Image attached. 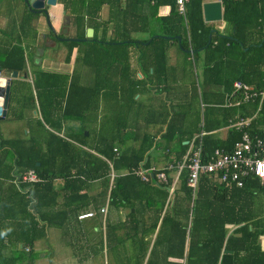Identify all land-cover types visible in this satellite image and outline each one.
Here are the masks:
<instances>
[{"label":"trees","instance_id":"trees-1","mask_svg":"<svg viewBox=\"0 0 264 264\" xmlns=\"http://www.w3.org/2000/svg\"><path fill=\"white\" fill-rule=\"evenodd\" d=\"M60 1L71 14L74 36L83 37L86 24L93 34L85 42H62L65 62L76 47L71 73L37 70L31 84L11 79L4 119L23 118L22 112H14V104L38 116L27 119L26 136L0 138V264H32L36 242L46 237L48 228L57 229L61 242L76 252L75 241L85 236V219L78 214L93 211L100 222L99 209L106 205V220L112 223L110 212L121 207L126 210L123 223L135 225L139 204L158 195L162 207L168 193L166 208L172 213L161 218L151 249L161 243V228L170 227L165 233L177 241L179 257L185 253L183 264H264V252L253 247L264 233V218L252 209L254 193L264 191L256 177L247 176L236 186L201 175L192 195L186 170L174 180L169 176L174 170L167 168L186 152L183 140L200 139L204 160L216 148L231 150L243 130L264 137V98L260 103L241 101V90L234 92L233 87L235 80L254 89L263 86L264 0H221L222 31H211L212 25L202 21L204 0L186 2L184 14L177 12L174 0ZM103 4L108 15L98 20ZM163 4L169 5V12L160 16L161 34L149 36L145 6L155 11ZM33 16L28 13V24ZM161 35H179L180 42ZM172 46L182 54V66L188 65L183 71L188 85H169ZM12 49L11 62L0 67L20 70L22 52ZM198 57L200 77L194 69ZM87 69L89 83L83 81ZM199 102L204 105L200 114ZM247 118L248 125L240 129L227 126L224 139L211 134ZM158 122L165 126L157 138L144 131V125ZM155 149L173 158L160 168L151 166L149 153ZM138 166L154 171L143 180L131 172ZM28 169L36 181H21ZM157 171L165 173V181L155 179ZM57 178L61 184L55 187ZM155 223L138 235L142 256L145 236ZM226 225L234 226L229 234ZM106 229L111 233L109 224Z\"/></svg>","mask_w":264,"mask_h":264},{"label":"crops","instance_id":"crops-1","mask_svg":"<svg viewBox=\"0 0 264 264\" xmlns=\"http://www.w3.org/2000/svg\"><path fill=\"white\" fill-rule=\"evenodd\" d=\"M145 9L147 13V35L150 36L161 34L160 16H164L169 12V5H159L156 9H154L155 11H152L151 7L149 8L148 6H145ZM47 11L51 26L53 27L55 35L57 37H75L74 34L76 33V30L71 22V14H69L68 11L64 8V5L60 0H56L54 5L48 7ZM28 13L32 12L27 9V7L21 0H0V64L7 62L10 63L11 61L8 59V56L10 55V52L13 51L12 48L17 47L16 51H18L19 49L22 52L23 67L20 70L12 71L16 72L14 78L22 84L24 82H28L31 84L33 74L37 70L55 71L68 74L71 73L74 66L76 47L71 50L69 61L65 62L64 56L66 47L64 46V44H62V42L65 41L57 39L48 30L44 16L42 14L32 13L34 14L31 21L32 24H28L26 21ZM107 15L108 6L107 4H103L99 11L98 20L105 19ZM84 20L86 21V18H84ZM202 21L204 23L212 25L211 31H222L224 28V21L222 20V4L221 20L206 22L202 17ZM87 28L92 29V27H90L88 24L84 25V36L85 30ZM49 32L51 33L52 37L49 36ZM198 51H201V49H199ZM181 61L182 54H180L174 46L170 47L168 49V71L170 73V86H176L177 84L184 86L188 85V83H186V75H183V73H185L183 71H186V69L184 68H187L188 65L184 63L182 66ZM194 69L197 75H199L200 77L202 65L199 57L197 59V62L195 63ZM12 71L0 67L1 76L9 77ZM11 87L12 86L10 85L9 92L11 90ZM24 89L23 91H21V93L24 92ZM16 91L17 90H15V92ZM31 92L33 93V88H31ZM226 103H222L220 104V106H228ZM19 105L20 104L13 105L14 112L17 115L22 112L23 118L13 120H6L4 118L1 119L0 138L10 139L14 137L26 136L28 134L26 125L27 119L38 115L34 110L30 111L28 109L20 107ZM7 109L8 105L6 108V114ZM197 109H199V114L202 113L204 109L203 103L199 102ZM211 116L213 117V115ZM201 122L199 123L200 125ZM13 123H19L21 128L18 127V130L13 131V128H11V125H13ZM164 126L165 125L161 122L149 123L144 125V131L157 138L163 131ZM227 129L228 127L227 125H225L218 129L211 130V134L216 135L220 139H224ZM203 132L204 136L206 133L205 131ZM190 141L191 140L182 141V144H187L186 149L189 147ZM182 154H180L179 157H181ZM149 155V164L158 168L161 167V164L169 162V158H173L171 155L166 157V155H164V152L159 149L152 150ZM169 176H173L172 178H174V174L172 172L169 173ZM54 182L55 187H58L61 184V180L59 178L55 179ZM170 191L171 189H169V192ZM147 199L149 200L147 203L143 201V204H139V208H137L140 210L138 214L135 213V215L136 218L139 219V222L135 225L123 223L126 210L122 209L121 207L110 212L111 218L114 221L113 222L112 220H110L112 223H107L106 220V215L108 214L107 207L104 215L99 212L100 222H98L97 219L93 218L94 214L91 217L82 218V220L85 219L83 227V229L85 230V236H80L75 241V245L77 246L76 252L73 251L72 247L61 242L62 240L57 229L48 228L46 237L38 240L35 245L38 259H40L43 263L46 262V264H51L52 259L55 258L54 253H56V250L53 249L50 252V249H48V247H50V242L53 239H59L61 244L59 243L58 245L66 249L65 253L63 252L65 256L63 264H145L147 260H150V258V264H183L185 253L183 252L182 257H179L177 241L175 239H169L167 237V234L165 233L170 227L161 228L162 230H160L159 233L161 243H158L157 241L156 247L151 249L154 238L156 237L159 228L161 218L163 217V215H165V213H172V210L170 208H166L168 200H170V193H168L166 201H164L162 207L161 205H159L160 202L158 195H153L151 196V199ZM254 202L255 205L252 208L253 213L260 214V218L263 219V190L260 189V191H256L254 193ZM133 210V208L130 209L131 212ZM117 216H120L122 224L117 223V220L119 218ZM154 223L155 225L153 231L149 233L148 236H145L146 240H148V244L144 246L145 251L144 256H142L143 250L141 248L143 247V244L141 243V238L138 235H140L143 230L150 229V227H152ZM107 224H109L110 226L111 233L109 234L107 232L108 230L106 229ZM111 225L113 226V229ZM226 228L228 230L227 234H229L231 233L234 226L226 225ZM248 228L250 229V226ZM130 229H132V232L136 230L134 231L135 234L132 233L130 237H126L125 235L126 233H130ZM112 231L114 232L112 233ZM113 235L115 236L114 238L110 237ZM186 243L187 239L185 241V244ZM170 245H173L174 247L172 248L171 246L170 248ZM78 247L80 248L79 250ZM253 247L255 250L264 252V233L257 236ZM185 248L186 246L184 247V249ZM254 253L255 255H258L257 251H255ZM49 254H51V258Z\"/></svg>","mask_w":264,"mask_h":264},{"label":"built area","instance_id":"built-area-1","mask_svg":"<svg viewBox=\"0 0 264 264\" xmlns=\"http://www.w3.org/2000/svg\"><path fill=\"white\" fill-rule=\"evenodd\" d=\"M189 0H174L176 10L179 14H184V5ZM209 1V0H206ZM221 3V0H216ZM234 92L242 93L241 101L257 100L258 103L264 98V84L261 88H252L240 81L233 82ZM238 101L235 102L237 104ZM249 119H238L229 123L228 127L240 129L244 125H248ZM203 133L200 132V135ZM202 146L200 139H192L186 152L175 163H169L167 168L174 170V180L178 174L186 170V184L191 188L192 194L196 186V182L201 175L217 177L219 182H233L236 186L242 185V179L247 176L256 177L261 184L264 185V137L253 135L243 130L239 139L232 145L228 152L216 148L213 154L206 159H202ZM154 171L153 167L142 168L138 166L132 169L131 172L141 179H147V173ZM152 171V172H153ZM155 179L165 181L166 176L163 171L154 173ZM37 178L32 169H28L21 176V181H36ZM172 188V185L169 189ZM106 205L99 209V212L104 215ZM92 211H86L78 214V219L91 217Z\"/></svg>","mask_w":264,"mask_h":264},{"label":"water","instance_id":"water-1","mask_svg":"<svg viewBox=\"0 0 264 264\" xmlns=\"http://www.w3.org/2000/svg\"><path fill=\"white\" fill-rule=\"evenodd\" d=\"M24 5L27 7V9L36 14H42L45 19L46 26L48 30L59 40L61 41H73V42H85L86 40H89L92 36V29L87 28L85 30V36L83 38H77V37H57L55 35V31L53 27L51 26L49 16H48V7L51 5H54L56 0H21ZM201 11H202V17L203 20L206 22H213V21H219L221 20V3L216 0H209L204 1L201 4ZM161 37L164 38H174L177 40L178 44L180 42V36H165L161 35ZM209 37L207 43L209 42ZM150 39H148L145 43L149 42ZM185 52L187 53H193V50L186 49ZM15 71H12L9 77L1 76L0 75V120L5 117L6 114V108L8 105V96H9V87H10V79L15 77ZM86 134V132H85Z\"/></svg>","mask_w":264,"mask_h":264},{"label":"rangeland","instance_id":"rangeland-1","mask_svg":"<svg viewBox=\"0 0 264 264\" xmlns=\"http://www.w3.org/2000/svg\"><path fill=\"white\" fill-rule=\"evenodd\" d=\"M83 79H84V77H83ZM86 79H87V81L89 83L90 79H91V72L89 70H88V76L86 75V77H85V79L83 81H85ZM83 83H87V82H83ZM18 127H20L19 123H13V125H11V128H13V131L18 130ZM0 129H1V125H0ZM59 243H60L59 239H53L50 242V247H48V249H50V252L53 249L56 250V253H54V257L55 258L52 259V263L51 264H63V262H64V259H65L64 253H65L66 249L64 247L59 246L58 245ZM35 252L37 253L36 248H35ZM49 255H50V258H51V254H49ZM32 264H46V262L43 263L40 259H38L37 256H35L34 259H33Z\"/></svg>","mask_w":264,"mask_h":264}]
</instances>
